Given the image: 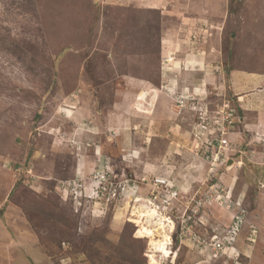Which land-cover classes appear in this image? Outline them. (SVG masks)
<instances>
[{"label":"rangeland","instance_id":"obj_1","mask_svg":"<svg viewBox=\"0 0 264 264\" xmlns=\"http://www.w3.org/2000/svg\"><path fill=\"white\" fill-rule=\"evenodd\" d=\"M263 64L264 0H0V264H264Z\"/></svg>","mask_w":264,"mask_h":264},{"label":"crops","instance_id":"obj_2","mask_svg":"<svg viewBox=\"0 0 264 264\" xmlns=\"http://www.w3.org/2000/svg\"><path fill=\"white\" fill-rule=\"evenodd\" d=\"M260 67L264 68V64ZM165 75L167 76L168 74H165V71L162 70V78H164ZM229 77L231 78L229 87L232 89L234 95L238 97L239 105L244 111L246 130L242 132V139H245V141H255V139H258L260 140L259 142L263 143L264 69L260 68V70L250 71L233 68L230 70ZM143 94H145V92ZM249 115H255L257 120L250 121L251 118ZM195 117L196 115L193 116L194 120L196 119ZM108 119L109 118H107V120Z\"/></svg>","mask_w":264,"mask_h":264},{"label":"built area","instance_id":"obj_3","mask_svg":"<svg viewBox=\"0 0 264 264\" xmlns=\"http://www.w3.org/2000/svg\"><path fill=\"white\" fill-rule=\"evenodd\" d=\"M186 100L189 102V99H188V98H187ZM191 101H192V99H191ZM197 112H198V110H197ZM197 115H198V114H197ZM197 117H198V116H197ZM216 140H217V139H213V143H212V144H214V142H215ZM212 144H211V145H212ZM92 191H93V190H92ZM90 197H91V196H90ZM235 217H236L237 219H239V221H238L239 224L243 222L242 219H240V216H239V215H236ZM238 222H237V223H238ZM239 224H238L237 226H236V225L234 226V228H233V232H234V233H236V231H238V229H239Z\"/></svg>","mask_w":264,"mask_h":264},{"label":"bare ground","instance_id":"obj_4","mask_svg":"<svg viewBox=\"0 0 264 264\" xmlns=\"http://www.w3.org/2000/svg\"><path fill=\"white\" fill-rule=\"evenodd\" d=\"M143 95H144V94L142 93L141 96H143ZM146 231H147V232H150L151 230H149V229L147 230V229H146ZM169 239H170V238H169ZM158 248H159L158 251H160V249H161L162 247L160 246V247H158Z\"/></svg>","mask_w":264,"mask_h":264}]
</instances>
